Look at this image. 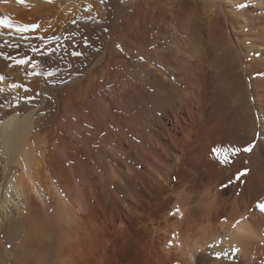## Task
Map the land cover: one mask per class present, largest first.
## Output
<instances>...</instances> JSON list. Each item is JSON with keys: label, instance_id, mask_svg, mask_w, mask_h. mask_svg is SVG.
<instances>
[{"label": "bare ground", "instance_id": "1", "mask_svg": "<svg viewBox=\"0 0 264 264\" xmlns=\"http://www.w3.org/2000/svg\"><path fill=\"white\" fill-rule=\"evenodd\" d=\"M204 1L217 17L223 4ZM112 2L116 21L95 52L87 44L110 26ZM180 7L0 0V103L10 108L0 110V264H264V213L256 208L264 201V21L244 29L259 59L240 50L211 56L201 42L207 31L181 20ZM33 24L40 27L19 30ZM193 39L204 52L195 41L192 53ZM243 89L249 120L231 108L240 99L228 98ZM53 94H62L59 118ZM249 145L228 165L214 151ZM217 251L228 255L215 259Z\"/></svg>", "mask_w": 264, "mask_h": 264}, {"label": "rangeland", "instance_id": "2", "mask_svg": "<svg viewBox=\"0 0 264 264\" xmlns=\"http://www.w3.org/2000/svg\"><path fill=\"white\" fill-rule=\"evenodd\" d=\"M46 1H49V2H51V0H46ZM120 1V0H119ZM177 2H179L180 3V5H181V7L180 8H177L176 9V11H178L177 13H180V15H181V20L183 19V20H189L188 22L189 23H196V24H201L202 26H203V31L204 30H206L207 32H206V34H203V32L201 33V38L203 39V37H204V39L205 40H202L201 38H199L198 39V37L196 38L195 36H194V38L195 39H198V40H200L201 39V42L203 41V42H205V44H207V45H204V43H202L204 46H205V51L208 49V47H209V49H210V47H212V49L213 50H215L213 53H212V51H211V49H210V52H208L209 53V55H211V56H213V55H215V56H217V55H220V54H223V53H229V51H231L230 53H233V54H235V55H237V52L239 51V56H243V58H244V56L246 57V55H247V57H246V59L248 58L249 60H254L255 58L257 59H259L260 58V54L257 52V51H255L256 50V48L254 49L253 47H251V46H253L251 43H252V40L250 39L249 40V38L251 37H249L248 38V36H246V32H245V30L244 29H246V26H249V24H251V23H256L257 21H258V23H261L262 21H264V18H263V13L264 12H262L263 10H261L262 9V5H263V0H237V1H239L236 5H232L230 2H231V0L230 1H226V0H218L217 1V3L218 2H220L219 3V6L220 7H222L221 5L223 4V7L221 8L222 10V12L220 11V14L218 15V14H216L217 15V17H215V14L213 13L212 15H214V17H211V19L209 18V14H210V12H207V10H205V1L204 0H176ZM216 1V0H215ZM223 2V3H222ZM254 2H255V4H254ZM101 3V2H100ZM113 6H112V5ZM259 4V5H258ZM109 5V7H108V9H109V11H110V13H111V16H109L108 17V19H106V26H108V25H112L116 20H115V18H116V10H115V6H114V3L112 2V3H109L108 4ZM112 7H111V6ZM196 6V8H195V6ZM218 5V4H217ZM229 5V6H228ZM232 5V6H231ZM243 5V6H242ZM218 6V7H219ZM237 8V9H236ZM244 8V9H243ZM111 9V10H110ZM233 9V10H232ZM205 10V11H204ZM220 10V9H219ZM243 10V11H242ZM248 10V11H247ZM234 11H236V12H234ZM211 12H212V10H211ZM231 12V13H230ZM232 12L234 13V15H232ZM246 13V14H245ZM255 14V15H253V14ZM237 14H239L238 15V17L237 16H235V15H237ZM240 14H241V16H240ZM253 15V18H252V15ZM115 15V16H114ZM222 15V16H221ZM244 15H246V18H245V16ZM250 16V19H251V21H250V19H248L249 18V16ZM259 16V17H258ZM262 16V17H261ZM93 17V18H92ZM113 17V18H112ZM183 17V18H182ZM224 17V18H223ZM240 17V18H239ZM98 18V19H97ZM100 18H102V17H100ZM111 20H110V19ZM213 18H216L217 20H215V19H213ZM232 20H231V19ZM245 20H244V19ZM257 19V21H256V19ZM259 18H261V19H259ZM89 20H90V22H92L94 25H98V24H100V22H101V20L99 19V17H96V16H91V17H89L88 18ZM91 19H93V20H91ZM222 21H221V20ZM225 19H226V21H225ZM113 20V21H112ZM191 20V21H190ZM193 20H195V21H193ZM210 20V21H209ZM212 20V21H211ZM224 20V21H223ZM252 20H254L253 22H252ZM259 20H261V21H259ZM110 22V24H107V23H109ZM112 21V22H111ZM216 21V22H215ZM220 21V23H218ZM228 21V22H227ZM245 21V22H244ZM205 22V23H204ZM212 22V24L216 27V29H212V33L213 34H215V35H213V34H211V32H210V28L209 27H207V26H210V24L209 23H211ZM249 22H251V23H249ZM96 23V24H95ZM208 23V24H207ZM230 25H229V24ZM232 23V24H231ZM204 24V25H203ZM216 24V25H215ZM246 24V25H245ZM189 25V24H188ZM217 25L218 26H221L222 25V27L223 28H218L217 27ZM238 25V26H237ZM244 25H245V27H244ZM74 26H76V23H74V24H72V27H74ZM110 26H108V28L110 27ZM114 26V25H113ZM113 26H111L112 28H110V29H108L107 27H102L101 29H99V30H97L96 31V33H95V38L93 39V42H90V43H88L87 45L89 46V49L90 50H94L95 52H102L103 51V49L105 48V46H106V41H104V39L107 37V34H108V32L110 31V30H112L113 29ZM232 26H234V27H232ZM244 28H243V27ZM93 27H95V26H93ZM214 27V28H215ZM225 28V29H224ZM231 28H233V29H236L235 31H233V30H231ZM103 29V30H102ZM105 29V30H104ZM208 29V30H207ZM224 29V30H223ZM229 29V30H228ZM218 30H220L219 32H218ZM227 30V31H226ZM238 30V31H237ZM84 31V30H83ZM216 31L218 32V33H216ZM221 31H223L222 33H220ZM104 32V33H103ZM226 32L228 33L227 35V37L225 36V34H226ZM231 32V33H230ZM86 33H87V31H86V29H85V32H84V34H85V36H86ZM205 33V32H204ZM209 33L211 34V36L209 35ZM225 33V34H224ZM239 35H238V34ZM97 34V35H96ZM103 34V35H102ZM176 34V33H175ZM217 34V35H216ZM230 34V35H229ZM245 34V36H243ZM102 35V36H101ZM177 36H180V37H184L185 36V34L182 36V35H179V34H176ZM204 35V36H203ZM211 37V38H209V36ZM213 35V36H212ZM171 36V35H170ZM206 36H207V38H206ZM236 36V37H235ZM217 37V38H216ZM215 38V39H214ZM238 38V41L236 42V39ZM240 38V39H239ZM252 38V37H251ZM88 39V38H87ZM190 39V38H189ZM192 39V38H191ZM210 39H212L213 41H212V43H211V41H209ZM223 39V40H222ZM230 39H234V41H232V43H230L231 45L233 44V43H235V44H233L235 47H238L237 49L232 45V48H233V51L231 50V45H230V50H229V48H228V44L229 43H227V42H229V41H227V40H230ZM248 39V40H247ZM102 40V41H101ZM198 40H195L196 42H197V46H196V48L194 47L195 45H196V42L194 41V39H193V43L194 44H192L193 45V47H192V45H191V49L193 50V52L192 53H195L196 54V52L197 53H199L200 52V50H201V52H204V50L202 49V44L201 45H199V41ZM171 41V40H170ZM191 41V40H190ZM208 41L213 45H210L209 46V44H208ZM216 41V42H215ZM224 41V42H223ZM225 41H226V44H225ZM230 41V42H231ZM101 42V43H100ZM200 42V43H201ZM207 42V43H206ZM221 43L220 45L222 46H226L227 48H224L223 46V49L221 50V48H220V46H216V48H215V45L213 44V43ZM249 42V43H248ZM103 43H105L104 44V46H102L103 45ZM191 43V42H190ZM225 45H224V44ZM91 44V45H90ZM237 45V46H236ZM238 45H240V46H238ZM81 46V45H80ZM198 46H202L201 48H199ZM246 46V47H245ZM250 46V47H249ZM104 47V48H103ZM107 47V46H106ZM198 47V48H197ZM219 48V50H217L218 48ZM93 48V49H92ZM102 48V49H101ZM194 48H195V51H194ZM204 48V47H203ZM197 49V50H196ZM208 49V50H209ZM225 49V50H224ZM192 50H189V51H192ZM224 50V51H223ZM228 50V51H227ZM237 50V51H236ZM73 51V50H72ZM217 51V52H216ZM59 50L58 51H56V54H55V56L57 57L58 55V58L57 59H55V58H53L52 57V59H55V60H52L54 63H55V61L56 60H60L59 58H60V56H61V52H60V54H59ZM74 52H78V53H80V55H75V57L76 58H81V56L83 55V53H82V50L78 47L77 48V51H74ZM236 52V53H235ZM241 52H243L244 54H246V55H244L243 53H241ZM73 53V52H72ZM225 53V54H226ZM241 53V54H240ZM243 54V55H242ZM189 55H193V54H191V52L189 53ZM229 56H230V54H228ZM257 55V56H256ZM74 56V55H73ZM254 58V59H253ZM251 60V61H252ZM58 61H56V62H58ZM250 61V62H251ZM26 65H27V63H26ZM65 65H67V64H65ZM234 65H236L235 63H234ZM22 66H24V65H22ZM40 67H38V68H41L42 66L41 65H39ZM82 66V65H81ZM18 67V66H17ZM66 68V67H65ZM239 68V70H240V68L241 67H238ZM43 69H46V68H43L42 67V70ZM63 69L64 68H62V70H61V73H63ZM66 69H68V68H66ZM237 69V68H236ZM235 69V70H236ZM65 70V69H64ZM238 70V69H237ZM239 70H238V72H239ZM234 72H236V71H234ZM237 72V73H238ZM35 73V72H34ZM260 73V72H259ZM258 73V75H260V76H262L263 74L262 73H260L259 74ZM36 74H37V72H36ZM258 75H257V77H258ZM5 79H6V77H4ZM28 78L31 80V76H28ZM51 78V77H50ZM7 79H9L8 77H7ZM10 82V83H9ZM9 82L7 83V86H8V88L9 89H12V88H15V86L16 85H14L15 84V82L14 81H10L9 80ZM74 83H76V81L74 82ZM11 84V85H10ZM25 84H28V83H25ZM0 87H2V86H0ZM58 91H60V90H58ZM57 93H59V92H57ZM60 94V93H59ZM56 95V96H55ZM238 94H235V93H232L231 92V95H229L228 96V98L231 100V102L234 100V99H236V100H238V99H240V100H238L236 103H233L232 104V106H231V108L233 109V107H234V109L233 110H236L237 109V107H238V112H237V110H236V112L238 113V114H240L241 116H243V112L245 111V109L243 108V107H245V105H246V107H247V105L248 104H246L247 102H249V104H252V102L250 101V99H248L249 98V96H247V94H246V92H245V90L243 89L242 91H241V93L237 96ZM58 96V97H57ZM62 96V94L61 95H58V94H53V101H55V102H53V103H55V106H53L52 105V107H51V113L53 114V113H55V114H57L58 115V117L55 115V114H53V117L55 116L56 118H59V116L60 115H62L63 114V109L64 108H62V107H64L61 103H60V105H58V106H56V104H57V101L58 100H60V98L59 97H61ZM244 97V98H243ZM59 98V99H58ZM243 98V99H242ZM245 98H246V100H245ZM56 99V100H55ZM249 100V101H248ZM235 101V100H234ZM52 103V104H53ZM0 104H2V103H0ZM254 104V103H253ZM60 106V107H59ZM62 106V107H61ZM12 107V106H11ZM13 107H15V106H13ZM53 107H55V108H53ZM58 107V108H57ZM254 106L252 105V108H253ZM252 108H246L248 111L247 112H250V114H251V120H256L257 119V121H258V115H257V111L256 110H251ZM10 108H9V106H5V105H0V110H3V111H8ZM13 109V108H12ZM53 110H55L56 112H53ZM58 110V111H57ZM242 110H244V111H242ZM1 112V111H0ZM58 112V113H57ZM61 113V114H60ZM245 114H244V116L243 117H246L245 119H241V120H246L247 119V116H248V113H246V112H244ZM256 113V114H255ZM247 114V115H246ZM253 116H254V118L255 119H253ZM257 116V117H256ZM242 117V118H243ZM207 120H208V118H207ZM247 120H249V118L247 119ZM241 133H242V135H244V136H246V131H244V133L241 131ZM248 135V134H247ZM228 142H230V140L228 141ZM246 177H247V175H246Z\"/></svg>", "mask_w": 264, "mask_h": 264}, {"label": "snow or ice", "instance_id": "3", "mask_svg": "<svg viewBox=\"0 0 264 264\" xmlns=\"http://www.w3.org/2000/svg\"><path fill=\"white\" fill-rule=\"evenodd\" d=\"M19 2H23V0H19ZM40 27L39 24H33V25H26L24 26L23 28L19 29L20 31H28V30H35V29H38ZM39 39H43V37H40ZM51 39V38H50ZM55 39L59 40L60 38L59 37H55ZM33 52H37L38 49L37 48H33L32 49ZM73 55H80V53L78 52H73L72 53ZM15 63L17 65H24L26 63H28V60L26 59H19V60H16ZM33 67H35V65H33ZM29 75H31V73H29ZM21 87H24V90L25 91H28L29 89H27L26 86H21ZM26 101H31L33 98L31 97H25L24 98ZM254 145H249L248 147H245L243 149L241 148H225V149H216L214 150L217 154V158L219 159V162L222 164V165H228L230 163H232V157L236 154H238L239 152L241 151H245V152H250L251 151V148L253 147ZM247 172L248 170L245 169L241 172H239L236 176V179L237 180H240L241 177L247 175ZM228 185H222V188H226ZM256 208L259 209V211L261 213H264V201L262 202H258L256 204ZM177 211H179L177 209ZM209 247H214V245H209ZM233 253H238L240 251L239 248H234L233 250ZM228 255V253L226 252H222V251H217L214 253V258L215 259H221L222 257H226Z\"/></svg>", "mask_w": 264, "mask_h": 264}]
</instances>
